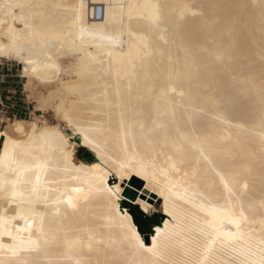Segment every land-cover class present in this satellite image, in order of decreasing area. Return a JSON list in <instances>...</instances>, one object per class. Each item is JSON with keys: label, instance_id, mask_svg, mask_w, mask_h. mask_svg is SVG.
Returning <instances> with one entry per match:
<instances>
[{"label": "snow or ice", "instance_id": "obj_1", "mask_svg": "<svg viewBox=\"0 0 264 264\" xmlns=\"http://www.w3.org/2000/svg\"><path fill=\"white\" fill-rule=\"evenodd\" d=\"M206 7L213 23L259 10V85L246 80L259 107L245 129L259 156L238 160L221 144L230 134L199 130L205 109L184 104L171 72L146 82L132 106L140 71L165 56L172 13L183 20L191 6L110 3L93 23L84 0H0V64L17 69L23 98L20 110L0 102V264H264V195L250 188L257 164L264 187V0ZM234 47L216 60H231ZM185 52L186 77L198 79L201 65ZM212 119L244 127L219 111ZM78 150L98 162L77 161Z\"/></svg>", "mask_w": 264, "mask_h": 264}, {"label": "bare ground", "instance_id": "obj_2", "mask_svg": "<svg viewBox=\"0 0 264 264\" xmlns=\"http://www.w3.org/2000/svg\"><path fill=\"white\" fill-rule=\"evenodd\" d=\"M26 2H35V0H26ZM49 2H52V0H49ZM57 2H60V0H57ZM66 2L79 3V0H66ZM84 2L87 5L89 21L99 23L102 15L107 16L110 3H127L129 0H84ZM131 2L143 3L144 0H131ZM152 2L167 5H189L191 6V11L185 12L183 20L178 19V10L177 13H172V22L167 25L168 32L164 34L169 40V44L161 45V47L165 48V56L161 60L159 55H154L147 62V67L140 71L138 77L140 89H137L136 81L132 84V106L135 107L137 103L135 98L138 92L143 94L146 82L155 81L159 83L161 73L171 72L176 87L178 89L182 88L187 94L183 98L184 104L205 109L206 114H195V123L199 130L210 133L213 136L230 134L231 140L221 141V144L236 152L238 160L247 158L250 152L259 156V138L253 137L245 130L255 123L254 113L259 107L258 95L250 90V86L246 82L250 75H255L257 85H259V58L256 56V53L260 50V35L256 31L259 25V10L249 9L241 15L235 24L231 23V18H222L219 23H213V10L206 6L220 2V0H152ZM243 2L250 3L251 0H243ZM93 10H95V19H93ZM192 12H203L204 15H192ZM248 17H252L253 20L246 28L244 25ZM229 29H234L233 36L228 35ZM249 30L255 32V44L251 42L248 36ZM233 39H235V47L232 49L233 58L231 60L225 58L223 63L218 62L215 58L216 54L224 52L225 56H227ZM169 48L172 55L171 62H169L167 55V49ZM185 49L189 53L187 63L190 65L191 59L194 57L197 63L201 65L198 79L189 80L186 77L189 69L185 67ZM245 57L255 58L254 70L249 67L250 60L245 59ZM205 64L209 66L208 69L203 68ZM145 74L149 77L148 81H145ZM109 79L110 82H115L114 76ZM121 84L124 86L123 98L127 101V80L122 79ZM208 97L218 100L219 107L209 102L206 99ZM175 99L180 98L175 97ZM217 111L223 113L233 124H240L244 127H229L217 120H213L212 115ZM182 112L183 109H181ZM85 151L88 158L85 159L83 155L78 156L77 151V161L87 164L98 162L90 150ZM260 173L261 169L257 164L253 171V176L256 179L254 182L250 180L251 194L256 199L264 195V187L261 186L259 179ZM160 216L163 217V214L161 213Z\"/></svg>", "mask_w": 264, "mask_h": 264}, {"label": "rangeland", "instance_id": "obj_3", "mask_svg": "<svg viewBox=\"0 0 264 264\" xmlns=\"http://www.w3.org/2000/svg\"><path fill=\"white\" fill-rule=\"evenodd\" d=\"M9 94L11 96L9 97ZM0 102L8 104L14 110H20L23 107L22 81L20 80L17 69L11 65L5 69L0 64ZM78 150V156H82Z\"/></svg>", "mask_w": 264, "mask_h": 264}, {"label": "trees", "instance_id": "obj_4", "mask_svg": "<svg viewBox=\"0 0 264 264\" xmlns=\"http://www.w3.org/2000/svg\"><path fill=\"white\" fill-rule=\"evenodd\" d=\"M142 231H143L144 233H147V232H148V229H144V228H142Z\"/></svg>", "mask_w": 264, "mask_h": 264}, {"label": "built area", "instance_id": "obj_5", "mask_svg": "<svg viewBox=\"0 0 264 264\" xmlns=\"http://www.w3.org/2000/svg\"><path fill=\"white\" fill-rule=\"evenodd\" d=\"M98 14V13H97ZM101 14V13H100Z\"/></svg>", "mask_w": 264, "mask_h": 264}, {"label": "water", "instance_id": "obj_6", "mask_svg": "<svg viewBox=\"0 0 264 264\" xmlns=\"http://www.w3.org/2000/svg\"><path fill=\"white\" fill-rule=\"evenodd\" d=\"M81 153V152H80Z\"/></svg>", "mask_w": 264, "mask_h": 264}]
</instances>
